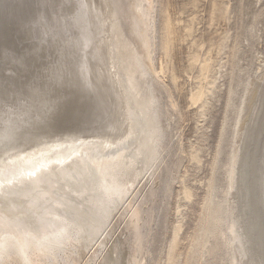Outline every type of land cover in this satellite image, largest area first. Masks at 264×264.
<instances>
[{
  "label": "rangeland",
  "instance_id": "374dc122",
  "mask_svg": "<svg viewBox=\"0 0 264 264\" xmlns=\"http://www.w3.org/2000/svg\"><path fill=\"white\" fill-rule=\"evenodd\" d=\"M154 7L152 60L157 72L151 78L163 91L165 155L154 176H141L120 202L110 221L111 237L99 254L117 243L120 258L129 252L132 234L124 215L132 198L141 203V221H149V245L136 254L138 264H247L238 218L233 217L237 194L245 193L244 166L236 191L229 187L227 170L234 155L239 160L245 155V162L249 154L253 141L247 138L244 147L241 137L247 122L252 120L258 133L264 124L263 119L255 122L260 113L251 116L252 106L259 108L264 95V0H154ZM93 33L87 0H41L40 11L24 23H0V126L6 122L10 131H22L39 120L43 128L57 132L114 130L111 99L88 72ZM57 103L61 110L45 119ZM150 189L154 194L147 201ZM214 208H221L222 219L212 228L207 223ZM242 209L248 212V201ZM244 213L239 216L245 221ZM231 229L238 241L231 238ZM90 252L83 253L82 262L90 258L87 264H93Z\"/></svg>",
  "mask_w": 264,
  "mask_h": 264
},
{
  "label": "bare ground",
  "instance_id": "6f19581e",
  "mask_svg": "<svg viewBox=\"0 0 264 264\" xmlns=\"http://www.w3.org/2000/svg\"><path fill=\"white\" fill-rule=\"evenodd\" d=\"M87 1L94 25L89 47L93 63L88 72L103 96L111 99L115 128L75 134L47 130L39 120L27 123L22 131H10L6 122L0 126V264H87L90 258L81 260L89 249L96 259L93 264H138L136 254L149 245V221H141V203L131 198L124 215L125 228L132 234L129 252L120 258L117 243L114 249L99 254L114 228L109 218L115 204L125 200L141 176L151 173L161 159L160 146L164 148L158 143L166 126L159 110V90L151 78L157 72L152 60L156 7L154 0ZM40 4L41 0H0V23H24L40 11ZM263 103L264 98L258 113ZM258 119L255 117L257 124ZM260 135L257 131L250 139L255 149ZM237 160L234 155L227 170L230 188L235 185ZM245 160L244 171L241 168L246 179L244 195L257 212L251 220L259 228L257 243L264 259V160L251 162L252 180L255 174L263 177L256 198L247 183ZM261 161L263 170L258 168ZM153 194L150 189L146 200L151 201ZM211 211L207 224L214 228L222 213L221 208ZM231 238L239 240L233 229Z\"/></svg>",
  "mask_w": 264,
  "mask_h": 264
},
{
  "label": "water",
  "instance_id": "95a60500",
  "mask_svg": "<svg viewBox=\"0 0 264 264\" xmlns=\"http://www.w3.org/2000/svg\"><path fill=\"white\" fill-rule=\"evenodd\" d=\"M158 17H159V14L157 16V29L159 31V26H158ZM160 45V39H158V47ZM163 91H161L160 89V93L158 92L159 94V97H160V103H159V110L160 112H162L164 114V109L162 107V104H161V98H162V93ZM164 97L163 96V100H164ZM261 98H264V95L261 97ZM257 103V102H256ZM245 105L244 106V112H242V116L244 117V115L247 113L246 111L248 110L247 108V105H248V101L245 102ZM256 105L254 104L251 108V116L252 114L254 113H258V110L255 108ZM249 113V112H248ZM260 115H259V120H262L263 119V122H264V103L262 106H260V111H259ZM252 118V117H251ZM248 125V126H247ZM251 125V126H250ZM247 128L244 129V132L243 134H241L242 138H243V146L245 147V145L247 144L246 141H247V138L248 140H252V135L253 133H255V128H256V124L254 126V131L252 132L253 130V123H252V120L248 121L247 124H246ZM250 126V127H249ZM166 127H165V130H163V135L161 136L160 138V145H163L164 148H165V144H167V136H166ZM258 130L262 132V136L260 135V138L259 140L257 141L258 143V149H255V151L253 152L251 150V147L253 144V142L251 143V146L249 145V149H248V153L249 155H247V175H248V181L247 183L249 184V189L250 190H253L254 189V196L256 198V189L257 187H259L260 185V181L263 179V177H260V174H255L254 175V180H252V175L251 173L254 171V166H251L253 163H251L253 160V162H260L259 160L263 159L264 160V124L261 123L260 126H258ZM252 132V133H251ZM249 142V141H248ZM161 150V146L159 148V152L161 150V159L159 160L158 164L154 166L153 170L151 171V173L148 175V176H145L146 178L145 179H149L152 177V175H154V172L157 170V167L159 166V164L162 163V156L165 155V150ZM243 160H244V156H242L240 158V160H237L236 163H235V166H236V169L234 171V180H235V186H234V191L237 190V184H239L242 179H241V164L243 163ZM161 161V163H160ZM251 163V164H250ZM264 163V161H263ZM262 161H261V165L258 166L259 170L262 168ZM256 168V171H257V166H255ZM263 170V168H262ZM248 171H249V174H248ZM144 179V178H143ZM141 179L139 184L142 183L144 180ZM148 181V180H146ZM254 183V184H253ZM253 188V189H252ZM248 190V189H247ZM238 201H236V203H238V205H235L236 207V210H235V213L233 214V217L237 216V220H236V229H237V232L238 234H240V242H241V245H242V248H243V257L242 259L244 261H247L246 263L247 264H263V261H262V257H261V254L258 252V245H257V242L259 240V231H258V227L255 228V225H253V221L251 220V218H254L257 216V212L256 210L254 211V207L252 208V201L251 200H247L241 193L238 192ZM249 199V198H248ZM249 203V206H250V210H248V212L250 211V213L248 214L247 213H244L243 212V204L244 203ZM122 206V203L118 202L117 204H115V208L117 207H121ZM246 209V208H245ZM115 210V209H113ZM244 213V217H247V220H243L240 216ZM256 213V214H255ZM256 215V216H255ZM258 215H261L260 213H258ZM112 218H114L113 216L110 219L113 220ZM236 218V217H235ZM252 227V230H249V228ZM236 245H238L240 247V243H237L236 242ZM252 260V261H251ZM102 261V260H101Z\"/></svg>",
  "mask_w": 264,
  "mask_h": 264
},
{
  "label": "snow or ice",
  "instance_id": "6c2138e0",
  "mask_svg": "<svg viewBox=\"0 0 264 264\" xmlns=\"http://www.w3.org/2000/svg\"><path fill=\"white\" fill-rule=\"evenodd\" d=\"M61 110V104L57 103L53 106H50L47 112L44 114L45 119H51L58 111Z\"/></svg>",
  "mask_w": 264,
  "mask_h": 264
}]
</instances>
